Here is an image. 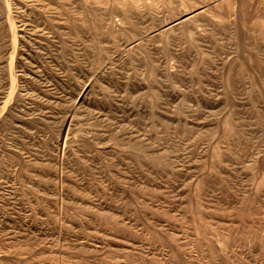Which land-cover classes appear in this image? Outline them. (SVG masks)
<instances>
[{
	"label": "rangeland",
	"instance_id": "obj_1",
	"mask_svg": "<svg viewBox=\"0 0 264 264\" xmlns=\"http://www.w3.org/2000/svg\"><path fill=\"white\" fill-rule=\"evenodd\" d=\"M0 264H264V0H0Z\"/></svg>",
	"mask_w": 264,
	"mask_h": 264
}]
</instances>
